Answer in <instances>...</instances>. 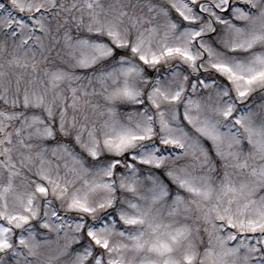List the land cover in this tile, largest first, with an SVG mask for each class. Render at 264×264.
Wrapping results in <instances>:
<instances>
[{
    "label": "snow or ice",
    "instance_id": "snow-or-ice-1",
    "mask_svg": "<svg viewBox=\"0 0 264 264\" xmlns=\"http://www.w3.org/2000/svg\"><path fill=\"white\" fill-rule=\"evenodd\" d=\"M0 264H264V0H0Z\"/></svg>",
    "mask_w": 264,
    "mask_h": 264
}]
</instances>
